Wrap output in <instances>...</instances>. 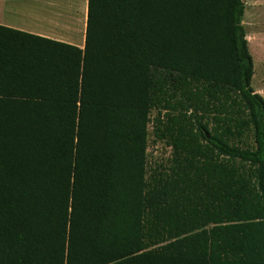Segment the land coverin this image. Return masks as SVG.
<instances>
[{"label":"trees","instance_id":"obj_1","mask_svg":"<svg viewBox=\"0 0 264 264\" xmlns=\"http://www.w3.org/2000/svg\"><path fill=\"white\" fill-rule=\"evenodd\" d=\"M244 12L88 0L83 49L0 26V264H264Z\"/></svg>","mask_w":264,"mask_h":264},{"label":"crops","instance_id":"obj_2","mask_svg":"<svg viewBox=\"0 0 264 264\" xmlns=\"http://www.w3.org/2000/svg\"><path fill=\"white\" fill-rule=\"evenodd\" d=\"M248 1L251 9L257 8L255 5L258 0ZM259 1L263 4L261 7H264V0ZM87 2L88 0H0V26L83 49Z\"/></svg>","mask_w":264,"mask_h":264},{"label":"rangeland","instance_id":"obj_3","mask_svg":"<svg viewBox=\"0 0 264 264\" xmlns=\"http://www.w3.org/2000/svg\"><path fill=\"white\" fill-rule=\"evenodd\" d=\"M245 5L242 25L247 41L250 40L254 44V49H249L254 64L252 88L264 98V7H261L263 4L259 0L255 5L257 8L251 9L248 0H245ZM155 116L156 112L152 111L148 125L147 174L158 165L167 166L171 156V149L164 142L154 138L152 120Z\"/></svg>","mask_w":264,"mask_h":264},{"label":"bare ground","instance_id":"obj_4","mask_svg":"<svg viewBox=\"0 0 264 264\" xmlns=\"http://www.w3.org/2000/svg\"><path fill=\"white\" fill-rule=\"evenodd\" d=\"M248 44H249V49L252 51L254 49V44L250 42V40L248 41Z\"/></svg>","mask_w":264,"mask_h":264}]
</instances>
